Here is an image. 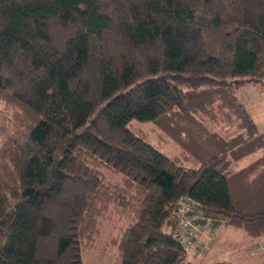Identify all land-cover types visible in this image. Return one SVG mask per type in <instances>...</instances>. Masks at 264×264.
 Instances as JSON below:
<instances>
[{
  "label": "trees",
  "instance_id": "obj_1",
  "mask_svg": "<svg viewBox=\"0 0 264 264\" xmlns=\"http://www.w3.org/2000/svg\"><path fill=\"white\" fill-rule=\"evenodd\" d=\"M250 80L264 0H0V264H83L104 219L118 264H178L184 195L209 239L263 234L264 152L231 166L264 145Z\"/></svg>",
  "mask_w": 264,
  "mask_h": 264
},
{
  "label": "rangeland",
  "instance_id": "obj_2",
  "mask_svg": "<svg viewBox=\"0 0 264 264\" xmlns=\"http://www.w3.org/2000/svg\"><path fill=\"white\" fill-rule=\"evenodd\" d=\"M235 94L244 103L256 122L259 130H264V83L260 81H244L235 87ZM137 121V125L144 127L152 136L151 140L166 152L178 151V145L168 140L159 145L155 140L157 129L149 120ZM13 126L12 109L0 100V140ZM264 152L261 145L243 156L234 159L231 166L236 168L254 159ZM103 232L95 238L94 245L81 250L83 264H118L119 255L116 244L109 243V230H116L112 221L104 219ZM112 224V225H111ZM106 232V233H105ZM213 241V240H212ZM207 243L209 246L213 243ZM216 253L227 258L233 264H264V237L250 236L242 229L227 225L221 228L217 238ZM197 264V263H196Z\"/></svg>",
  "mask_w": 264,
  "mask_h": 264
},
{
  "label": "built area",
  "instance_id": "obj_3",
  "mask_svg": "<svg viewBox=\"0 0 264 264\" xmlns=\"http://www.w3.org/2000/svg\"><path fill=\"white\" fill-rule=\"evenodd\" d=\"M173 212L175 215H177L179 221V229L176 233L177 237L181 240L184 248L188 252L189 248L195 244V241L199 240L198 238L199 233L203 231L206 227L203 226L202 228L198 229L199 225L196 222L195 218L200 213L197 210V208L188 201L181 199ZM219 223L221 225H224L225 220L223 218H219ZM214 228L216 229L218 227L217 226L211 227L209 229L210 230L209 236H214L215 233L213 230ZM203 251H204L203 247L200 246L196 247L197 253L201 254L203 253ZM178 264H196V263L189 256H187L185 260H183ZM206 264H228V263L224 262L223 260H219V261L215 260Z\"/></svg>",
  "mask_w": 264,
  "mask_h": 264
},
{
  "label": "crops",
  "instance_id": "obj_4",
  "mask_svg": "<svg viewBox=\"0 0 264 264\" xmlns=\"http://www.w3.org/2000/svg\"><path fill=\"white\" fill-rule=\"evenodd\" d=\"M227 227V226H226ZM225 228V227H224ZM223 229V228H222ZM206 229H204L203 231H201L199 233V236L200 238L203 240V241H208V243L210 241H212L213 243L209 246L207 244V248L205 250V252L199 254L196 252L195 248H194V245H192V247L189 248L188 252H187V255L197 264H206V263H210L212 261H215V260H219V259H222L223 257H220L218 255V253H216V248H217V238L216 239H209L207 236V233H206ZM258 236H263L264 237V233L261 234V235H258Z\"/></svg>",
  "mask_w": 264,
  "mask_h": 264
},
{
  "label": "water",
  "instance_id": "obj_5",
  "mask_svg": "<svg viewBox=\"0 0 264 264\" xmlns=\"http://www.w3.org/2000/svg\"><path fill=\"white\" fill-rule=\"evenodd\" d=\"M182 199L183 200H185V201H188V202H190L192 199L189 197V196H187V195H184L183 197H182Z\"/></svg>",
  "mask_w": 264,
  "mask_h": 264
}]
</instances>
